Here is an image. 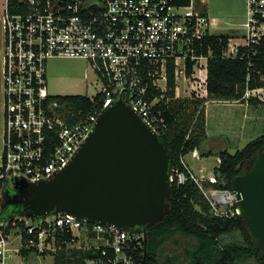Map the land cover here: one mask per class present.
<instances>
[{"label": "built area", "instance_id": "1", "mask_svg": "<svg viewBox=\"0 0 264 264\" xmlns=\"http://www.w3.org/2000/svg\"><path fill=\"white\" fill-rule=\"evenodd\" d=\"M180 1L2 0L0 198L18 181L49 180L67 167L102 112L119 101L159 135L169 127L164 113L174 99L231 104L254 98L264 103V87L247 89L239 101L210 100L208 61L214 53L205 55L202 50L205 38L215 35L217 19L210 18L207 0H189L186 5ZM245 2L246 32L227 34L222 58L244 59L245 49L264 42V0ZM56 58L90 64L98 91L82 97L97 99V109L76 113L61 102L63 96L49 93L47 66ZM170 62L175 97L169 95ZM181 79L187 81L182 88L185 95L180 92ZM192 155L198 157V151ZM182 162L186 171H171V184L194 181L214 218L231 220L239 215L235 194L216 187L220 179L215 173L199 178L184 158ZM2 204L0 264H28L50 257L56 264L62 254L73 260L75 251L84 255L81 264H146L148 235L143 227L123 231L68 214L35 219L6 216Z\"/></svg>", "mask_w": 264, "mask_h": 264}, {"label": "water", "instance_id": "2", "mask_svg": "<svg viewBox=\"0 0 264 264\" xmlns=\"http://www.w3.org/2000/svg\"><path fill=\"white\" fill-rule=\"evenodd\" d=\"M171 156L160 135L119 101L105 109L73 160L51 179L15 184L2 212L28 218L68 214L132 231L161 223L170 212ZM239 216L264 259V147L232 180Z\"/></svg>", "mask_w": 264, "mask_h": 264}, {"label": "trees", "instance_id": "3", "mask_svg": "<svg viewBox=\"0 0 264 264\" xmlns=\"http://www.w3.org/2000/svg\"><path fill=\"white\" fill-rule=\"evenodd\" d=\"M189 0H182L180 4H188ZM229 35L208 36L204 40L202 53L209 51L214 57L208 61V91L210 100L239 101L247 89L264 87V42L259 46L245 49L244 59L222 58L223 47ZM193 64H189L188 73H192ZM250 78L248 80V76ZM169 95L175 97L176 82L174 65L168 66ZM61 102L71 107L76 113L91 112L97 109L98 101H91L82 96H63ZM252 105L262 102L250 98ZM205 100L193 98L174 99L170 108L164 113L169 122L168 129L160 134L171 156L170 171H186L182 159L198 150L202 156L217 155L220 165L214 170L219 177L221 189H231L232 180L240 175L247 163L264 147V134L249 142L243 149L234 154L229 151L214 153L204 152V144L208 140L206 131ZM264 104V103H262ZM205 187H210L204 183ZM4 198H0V204ZM6 216L20 215L19 208ZM148 243L146 264H181L179 255L163 258L164 244L175 241L178 237L192 242L184 251L187 264H264L260 250L252 240L247 226L241 216L231 220L214 218L211 208L198 189L197 184L188 180L185 184L172 183L170 212L159 224L147 229ZM74 259L60 255L56 264H81L82 253L73 252Z\"/></svg>", "mask_w": 264, "mask_h": 264}, {"label": "rangeland", "instance_id": "4", "mask_svg": "<svg viewBox=\"0 0 264 264\" xmlns=\"http://www.w3.org/2000/svg\"><path fill=\"white\" fill-rule=\"evenodd\" d=\"M2 0H0L1 9ZM208 9L211 19H217V26L212 29L215 35L238 34L246 32L244 24L247 22V5L245 0H207ZM1 37V29H0ZM3 39V38H2ZM205 65V61H202ZM198 65V64H197ZM198 67V66H197ZM198 73V68L196 70ZM48 76V91L53 96H94L98 91V82L92 71L90 64L85 60L71 58H56L51 59L47 66ZM187 81L181 79L179 86L182 95L183 86H186ZM264 96V95H263ZM189 98V97H188ZM191 98V97H190ZM246 101V100H244ZM238 103V102H237ZM228 103L218 102L210 104L207 110V117L210 121V138L205 142V148L219 150H227L234 154L238 150L243 149L249 142L261 136L264 131H254L251 123L244 121L242 118L237 120V124L232 125L235 129L225 131V134H220V128L217 123V116L227 120L229 118H239L242 106L227 105ZM232 104V103H231ZM233 104H236L233 102ZM238 109V112L233 110ZM220 115V116H219ZM228 124V123H227ZM226 145V146H223ZM185 160L194 166H197V161H194L191 154L185 157ZM189 163V164H190ZM205 167L210 168V171L216 166V156H211L206 161ZM12 192V190H11ZM11 212L10 210L7 213ZM192 241L182 237H178L175 241L168 242L163 246V258L170 255H179L181 264H187V259L184 256V251ZM36 259V258H35ZM28 264H55V258L41 260H29ZM247 264H255L249 262Z\"/></svg>", "mask_w": 264, "mask_h": 264}, {"label": "crops", "instance_id": "5", "mask_svg": "<svg viewBox=\"0 0 264 264\" xmlns=\"http://www.w3.org/2000/svg\"><path fill=\"white\" fill-rule=\"evenodd\" d=\"M217 103L218 102H209V103L205 104L206 131H207L208 139L210 138V135H211V133H209L211 125H210V121L208 120V117H207V110H208V107L210 104H217ZM227 105L228 106L229 105H231V106H233V105L242 106L243 110L241 111L240 115L238 116L239 118H229L227 120H224L221 117H218V116L216 117L217 121L219 122L217 124L221 130L220 134L224 135L226 130H228L229 132H230V130H234L235 128L232 125L237 124V120L240 118H242L244 121H248L249 123H251L255 132L260 131V130L264 131V104L261 103L258 105H252L249 102H247V100L246 101L243 100V101L236 103V104L232 103V104H227ZM233 112H238V109L233 110ZM223 146H226V145L223 144ZM215 150L216 149H214V148L207 150L205 148V144H204V152L205 153H208L209 151H212L214 153H218L221 151H225L226 149L225 150H219V151H215ZM190 154H191L193 160L197 161L198 165L194 166L190 162H189L190 163L189 164L185 160V158H184V161L187 164V166L194 172V174L199 178L200 177L206 178V177H209L210 175H212L214 173V170L217 167H219L220 162H221L220 158L217 155H213V156H216V166H214L212 171H210V168L206 169L205 167H203V166H206V164H204L203 161L208 160L209 158H211V156H209V157L202 156L201 152H199V151H198V154H199L198 157H194L192 155V153H190Z\"/></svg>", "mask_w": 264, "mask_h": 264}, {"label": "flooded vegetation", "instance_id": "6", "mask_svg": "<svg viewBox=\"0 0 264 264\" xmlns=\"http://www.w3.org/2000/svg\"><path fill=\"white\" fill-rule=\"evenodd\" d=\"M9 210L11 211V210H12V208H10V207H9V208H8V211H9Z\"/></svg>", "mask_w": 264, "mask_h": 264}]
</instances>
